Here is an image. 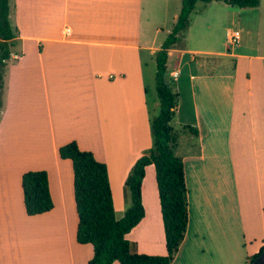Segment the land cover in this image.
I'll return each mask as SVG.
<instances>
[{
  "label": "crops",
  "instance_id": "1",
  "mask_svg": "<svg viewBox=\"0 0 264 264\" xmlns=\"http://www.w3.org/2000/svg\"><path fill=\"white\" fill-rule=\"evenodd\" d=\"M181 2L9 1L16 35L1 91L0 264H87L92 257V246L75 238L72 166L58 147L76 141L106 163L110 187V165L123 185L152 145L149 80ZM200 2L166 64L178 95L171 125L176 137L175 123L185 133L174 153L188 214L171 264H246L264 243V0L246 8ZM250 155L258 158L252 167ZM223 168L226 183L216 179ZM29 170L48 173V212L25 213L21 175ZM149 172L155 177L153 165L141 185L145 215L126 238L132 252L163 255L158 192L150 203L144 195Z\"/></svg>",
  "mask_w": 264,
  "mask_h": 264
},
{
  "label": "trees",
  "instance_id": "2",
  "mask_svg": "<svg viewBox=\"0 0 264 264\" xmlns=\"http://www.w3.org/2000/svg\"><path fill=\"white\" fill-rule=\"evenodd\" d=\"M10 0H0V109L3 69L10 57V48L16 35L9 21ZM213 0H182L181 9L170 33L155 54L154 86L159 101V113L151 119L152 145L132 165L125 186L129 192V205L120 218H116L106 163L96 159L89 150H82L76 141L58 147L61 159L71 162L73 196L78 217L75 238L80 244H90L92 257L87 264H171L186 231L188 214L186 187L182 161L174 153L177 137L171 125L178 95L167 77L168 50L183 35L195 3ZM236 8L256 7L259 0H217ZM189 129L196 133L194 127ZM154 166L161 219L164 229L165 254L151 255L131 251L126 234L144 217L141 185L145 168ZM23 205L27 215L48 212L53 207L45 170H29L21 175ZM264 254V243L259 251L246 258V264Z\"/></svg>",
  "mask_w": 264,
  "mask_h": 264
},
{
  "label": "rangeland",
  "instance_id": "3",
  "mask_svg": "<svg viewBox=\"0 0 264 264\" xmlns=\"http://www.w3.org/2000/svg\"><path fill=\"white\" fill-rule=\"evenodd\" d=\"M200 3H201L200 1L197 2V4H200ZM197 6H200V5H197ZM163 33H164V31H163ZM159 36L161 37L162 34ZM154 68L156 69L155 65H154ZM3 73H4V71H3ZM152 79L153 78H151V80H149L150 93L148 95V100H149V105H150V113L152 116L155 117L159 113V106L153 107V104H152L154 102V100L158 101L156 91L154 88V81ZM4 94H5V92H4ZM175 126L177 128L176 133H177L178 142H179V144H182L184 142V139H183L184 135H185L184 130L181 128H178V125L176 123H175ZM249 159H250L249 160L250 167H252L256 164L255 161H258V158H252L251 155H250ZM109 170H110V179H111V188H112L111 192H112V197H113V201H114L115 215L119 216L120 211L123 212L129 205V201H130L129 200V192H128L127 187L125 186V182H123V185H121V186L119 185L120 176L117 174V170L114 167H112L111 165L109 167ZM227 173H228L227 169H224L223 172L221 174H219L220 176L218 178H216L217 182H220V180L223 183L229 182V180L227 179ZM228 177H229V175H228ZM210 180H211V178L209 176H207V181L210 182ZM144 187H145L144 195L146 196L148 203H150L151 201H153V199H155V196L153 195L154 192H155V194L157 192L156 184H155V177H154L153 173L152 174L150 172L147 173V177H146ZM123 190H124V193L126 195L128 194L126 205L123 204ZM146 193H147V195H146ZM153 236L154 237H152L153 238L152 240L157 245L159 243V237H158V235L156 236V234ZM131 240H132V238H131ZM135 244H136V242H135Z\"/></svg>",
  "mask_w": 264,
  "mask_h": 264
},
{
  "label": "built area",
  "instance_id": "4",
  "mask_svg": "<svg viewBox=\"0 0 264 264\" xmlns=\"http://www.w3.org/2000/svg\"><path fill=\"white\" fill-rule=\"evenodd\" d=\"M238 39H239V32L238 31H234L230 38H229V41L230 43L232 44H236L238 42Z\"/></svg>",
  "mask_w": 264,
  "mask_h": 264
},
{
  "label": "water",
  "instance_id": "5",
  "mask_svg": "<svg viewBox=\"0 0 264 264\" xmlns=\"http://www.w3.org/2000/svg\"><path fill=\"white\" fill-rule=\"evenodd\" d=\"M253 264H264V254H262L260 257L256 258L254 260Z\"/></svg>",
  "mask_w": 264,
  "mask_h": 264
}]
</instances>
